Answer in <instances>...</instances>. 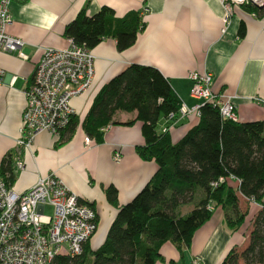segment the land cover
Instances as JSON below:
<instances>
[{"label":"crops","instance_id":"1","mask_svg":"<svg viewBox=\"0 0 264 264\" xmlns=\"http://www.w3.org/2000/svg\"><path fill=\"white\" fill-rule=\"evenodd\" d=\"M102 6L112 8L118 17L139 11L145 27L127 50L119 51L112 38L92 49L96 55L92 87L71 100L80 120L104 84L129 65L141 64L157 68L188 107L203 104L191 96L190 73L210 72L214 92L233 96L238 121L264 122V10L255 13L235 6L223 32L222 0H14L7 31L23 41L21 51L26 58L0 51V68L5 72L0 83V172L5 155L14 152L26 103L24 91L44 50L67 47L66 26L83 8L94 15ZM242 23L243 37L239 35ZM136 117L137 111H118L116 124L103 132V141L92 138L90 145H86L88 135L80 125L66 140L50 132L39 133L31 150L22 151L24 167L14 172L13 187L22 192L49 173L59 175L82 201L95 208L98 229L89 245L98 248L119 207L131 201L157 171L154 160H143L137 152L145 143L142 123L124 124ZM199 119L197 114L180 119L169 131L172 141H179ZM165 124L166 118H162L158 131ZM116 151L121 153L120 162L114 161ZM232 185L238 188L239 181L233 179ZM109 186L118 191L117 204L107 198ZM237 195L241 211L247 213L237 231L227 226L224 209L216 207L210 220L195 232L183 257L173 243L167 242L161 250L166 261L157 264H169L170 260L193 264L196 256L202 258L201 264H219L232 248L243 250L261 207L239 191Z\"/></svg>","mask_w":264,"mask_h":264},{"label":"trees","instance_id":"2","mask_svg":"<svg viewBox=\"0 0 264 264\" xmlns=\"http://www.w3.org/2000/svg\"><path fill=\"white\" fill-rule=\"evenodd\" d=\"M244 8L255 13L264 10L252 5ZM144 27L139 11L118 17L112 8L102 6L94 15L83 8L64 35L89 49L112 38L118 50L124 51L134 45ZM244 34L242 23L239 35ZM181 105L170 81L157 68L131 64L101 87L83 120L71 116L61 140L80 125L100 143L101 129L116 124L118 111H137L136 119L124 124L142 123L145 143L137 152L143 160H154L157 171L131 201L119 207L98 248L91 249L88 241L81 254H58L51 264H157L166 261L161 250L167 242L183 257L195 232L210 220L216 207L224 209L232 231L243 225L247 213L241 211L238 191L263 208L253 222L248 245L243 250L232 248L219 264H264V122L224 119L217 107L205 103L199 123L173 142L169 131L160 132L157 127ZM0 176L13 185V153L3 158ZM233 179L239 181L238 188L232 185ZM117 194L114 186L106 188L110 203L117 204ZM189 203L194 207L181 212L180 207Z\"/></svg>","mask_w":264,"mask_h":264},{"label":"built area","instance_id":"3","mask_svg":"<svg viewBox=\"0 0 264 264\" xmlns=\"http://www.w3.org/2000/svg\"><path fill=\"white\" fill-rule=\"evenodd\" d=\"M24 1V0H19ZM14 0H0V51L17 53L26 58L21 48L23 41L11 36L7 29L12 23L11 5ZM226 31L234 7H256L264 0H222ZM147 9L144 10L146 12ZM96 55L85 45H78L68 38L65 48H46L35 69L30 85L24 91L25 108L19 136L13 152V170L23 169L22 151L31 150L36 136L50 132L60 138L75 110L71 100L87 92L93 84ZM5 72L0 68V83ZM191 96L203 104L217 107L224 119L239 120L233 96L216 93L212 89L210 72H191ZM197 104L188 107L182 103L178 112L166 117L161 132L172 130L177 122L193 114L200 115ZM111 128L103 127L102 132ZM93 139L85 137L86 145ZM121 153H114V161H121ZM224 182V178H220ZM261 208L263 206L259 204ZM51 207V213L46 211ZM98 229L95 208L82 201L56 173L39 178L25 191H17L0 176V264H51L58 254L75 256L83 252L84 245ZM196 256L193 264H201Z\"/></svg>","mask_w":264,"mask_h":264},{"label":"rangeland","instance_id":"4","mask_svg":"<svg viewBox=\"0 0 264 264\" xmlns=\"http://www.w3.org/2000/svg\"><path fill=\"white\" fill-rule=\"evenodd\" d=\"M194 207V205H192V204H185V205H182L181 207H180V211L181 212H186V211H189V210H191L192 208ZM46 211L48 212V213H51V211H52V209H51V207H47L46 208ZM202 263V262H201ZM241 264H245L244 263V261H241Z\"/></svg>","mask_w":264,"mask_h":264},{"label":"water","instance_id":"5","mask_svg":"<svg viewBox=\"0 0 264 264\" xmlns=\"http://www.w3.org/2000/svg\"><path fill=\"white\" fill-rule=\"evenodd\" d=\"M258 8H263L264 7V3L261 5H257Z\"/></svg>","mask_w":264,"mask_h":264}]
</instances>
